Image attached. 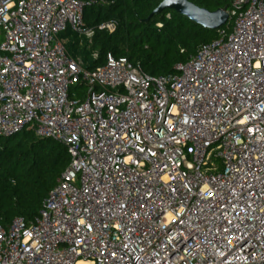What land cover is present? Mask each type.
I'll return each mask as SVG.
<instances>
[{"label": "built area", "instance_id": "2783aa9c", "mask_svg": "<svg viewBox=\"0 0 264 264\" xmlns=\"http://www.w3.org/2000/svg\"><path fill=\"white\" fill-rule=\"evenodd\" d=\"M89 5L0 0V135L70 157L35 219L0 225V264H264V0H233L218 37L158 76L67 54L60 33L93 35Z\"/></svg>", "mask_w": 264, "mask_h": 264}, {"label": "trees", "instance_id": "16d2710c", "mask_svg": "<svg viewBox=\"0 0 264 264\" xmlns=\"http://www.w3.org/2000/svg\"><path fill=\"white\" fill-rule=\"evenodd\" d=\"M83 1L90 2L83 19L94 31L91 44H84L86 35L70 29L59 37L68 39L67 54L87 69L104 64L107 54L112 53L140 64L152 76L167 74L202 44L218 37V29L205 28L174 10L165 9L150 17L163 0ZM189 1L208 10L228 11L233 0ZM108 21L115 23L114 31L98 28ZM69 162L67 147L58 140L26 130L9 137L0 135V225L8 227L16 216L35 219Z\"/></svg>", "mask_w": 264, "mask_h": 264}, {"label": "water", "instance_id": "95a60500", "mask_svg": "<svg viewBox=\"0 0 264 264\" xmlns=\"http://www.w3.org/2000/svg\"><path fill=\"white\" fill-rule=\"evenodd\" d=\"M165 9L174 10L185 15L208 29H219L229 19V13L225 8L208 10L189 0H163L151 13L150 17L161 13Z\"/></svg>", "mask_w": 264, "mask_h": 264}, {"label": "rangeland", "instance_id": "374dc122", "mask_svg": "<svg viewBox=\"0 0 264 264\" xmlns=\"http://www.w3.org/2000/svg\"><path fill=\"white\" fill-rule=\"evenodd\" d=\"M86 38H87L88 41L85 42L84 44L88 43V45H90L92 37L91 36H86ZM1 39H3V37H1ZM67 41H68V39H65V42H67ZM95 56H96V53H95ZM84 93H85V87L84 86H78V85L75 84L71 88V97L72 98H80V97H82L84 95Z\"/></svg>", "mask_w": 264, "mask_h": 264}]
</instances>
